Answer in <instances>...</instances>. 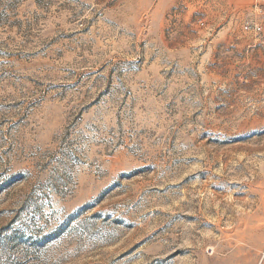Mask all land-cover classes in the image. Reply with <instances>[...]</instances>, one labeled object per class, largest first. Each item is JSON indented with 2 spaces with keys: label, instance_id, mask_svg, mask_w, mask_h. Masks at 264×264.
Instances as JSON below:
<instances>
[{
  "label": "rangeland",
  "instance_id": "1",
  "mask_svg": "<svg viewBox=\"0 0 264 264\" xmlns=\"http://www.w3.org/2000/svg\"><path fill=\"white\" fill-rule=\"evenodd\" d=\"M0 264H264V1L0 0Z\"/></svg>",
  "mask_w": 264,
  "mask_h": 264
},
{
  "label": "built area",
  "instance_id": "2",
  "mask_svg": "<svg viewBox=\"0 0 264 264\" xmlns=\"http://www.w3.org/2000/svg\"><path fill=\"white\" fill-rule=\"evenodd\" d=\"M264 0H255V6L260 7L262 6ZM254 29L257 31H260V27L257 25H254Z\"/></svg>",
  "mask_w": 264,
  "mask_h": 264
}]
</instances>
